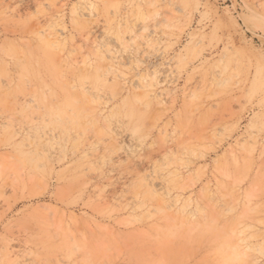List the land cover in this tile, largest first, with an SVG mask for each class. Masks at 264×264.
<instances>
[{
  "label": "rangeland",
  "instance_id": "374dc122",
  "mask_svg": "<svg viewBox=\"0 0 264 264\" xmlns=\"http://www.w3.org/2000/svg\"><path fill=\"white\" fill-rule=\"evenodd\" d=\"M0 264H264V0H0Z\"/></svg>",
  "mask_w": 264,
  "mask_h": 264
},
{
  "label": "bare ground",
  "instance_id": "6f19581e",
  "mask_svg": "<svg viewBox=\"0 0 264 264\" xmlns=\"http://www.w3.org/2000/svg\"><path fill=\"white\" fill-rule=\"evenodd\" d=\"M47 43H48V42H47ZM47 46H48V45H47ZM32 49H33V48H32ZM32 49H30V50H32ZM33 52H36V51H33ZM36 54H37V53H36ZM40 54H41V52H40ZM48 55H49V54H48ZM33 56H34V55H33ZM35 56H36V55H35ZM35 56H34V57H35ZM41 56H42V54H41ZM53 56H54V55H53ZM30 57H31V56H30ZM37 57H38V55H37ZM48 57H51V56H48ZM28 59H29V58H28ZM30 59H31V58H30ZM35 59H36V58H34V60H35ZM52 59H53V58H51V61H52ZM22 61H23V60H22ZM36 61L39 62V59H38V60L36 59ZM49 61H50V59H49ZM27 62H28V61H27ZM23 63H24V62H23ZM23 63H22V64H23ZM25 63H26V61H25ZM30 63H32V62L30 61ZM30 63H29V64H30ZM40 63H41V62H40ZM52 63H53V61H52ZM52 63H50V68L52 67V66H51ZM26 64H27V63H26ZM24 65H25V64H24ZM39 65H40V64H39ZM25 66H26V65H25ZM28 66H29V65H28ZM41 66H42V65H41ZM18 67H19V66H18ZM37 67H39V66H37ZM42 67H43V66H42ZM47 67H49V65H48ZM95 67H96V66H95ZM40 68H41V67H40ZM40 68H39V69H40ZM50 68H47V69L49 70ZM50 70H52V69H50ZM50 70H49V71H50ZM90 70H91V69H90ZM97 70H98V69H97ZM31 71H32V70H31ZM34 71H35V70H34ZM93 71H94V70H93ZM98 71H100V70H98ZM37 72L40 74L39 71H37ZM51 72H52V71H51ZM51 72H50V73H51ZM53 72H54V70H53ZM95 72H96V71H95ZM3 73H4V71H3ZM19 73H20V71H19ZM26 73H27V72H26ZM28 73H29V72H28ZM34 73H35V72H34ZM54 73H55V72H54ZM54 73H52V74H54ZM81 73H82V72H81ZM86 73H88V70L86 71ZM55 74H56V73H55ZM20 75H21V77H22V74H20ZM23 75H24V74H23ZM77 75H78V74H77ZM79 75H80V74H79ZM89 75H90V74H89ZM93 75H94V74H92L91 76H93ZM96 75H97V74H96ZM24 76H25V75H24ZM37 76H38V75H37ZM40 76H41V74H40ZM86 76H87V75H86ZM94 76H95V75H94ZM98 76H99V75H98ZM25 77H26V76H25ZM32 77H33V76H32ZM83 78H84V77H83ZM96 78H97V77H96ZM79 79H80V78H79ZM99 80H100V79H99ZM91 81H92V80H91ZM95 82H96V81H95ZM103 82H104V80H103ZM100 83H102V82L100 81ZM92 84H93V83H92ZM98 84H99V83H98ZM94 85H95V84H94ZM106 85H107V84H106ZM96 86H97V85H96ZM103 86H104V85H103ZM101 87H102V86H101ZM99 88H100V87H99ZM66 92H67V91H66ZM84 94H85V93H84ZM68 95H69V93H68ZM77 95H78V93H77ZM85 95L87 96V94H85ZM69 96H70V95H69ZM72 96H74V94H73ZM79 96H80V95H79ZM79 96H77V97H79ZM87 98H88V96H87ZM87 98H86V99H87ZM74 99H75V98H74ZM74 99H73V101H74ZM86 99H84V100H85L86 102H88L89 99H87V100H86ZM68 100H69V98H68ZM78 100H80V98H79ZM70 102H71V101H70ZM70 102H69V103H70ZM74 102L76 103V101H74ZM80 102H82V100H81ZM86 102H84V107L87 105ZM77 103H78V102H77ZM85 103H86V105H85ZM89 103H90V101H89ZM73 104H74V103H73ZM78 104H79V107H80L81 104H80V103H78ZM78 104H77V105H78ZM82 105H83V104H82ZM88 105H89V104H88ZM69 106H70V105H69ZM71 107H72V106H71ZM77 107H78V106H77ZM79 107H78V108H79ZM81 107H82V106H81ZM81 107H80L79 109H81V111H83V113L85 114V112H86L85 109H87V107H89V106H86V108H85V109L83 108V110H82ZM73 108H74V105H73ZM75 108H76V107H75ZM78 108H77V109H78ZM74 110H75V109H74ZM84 110H85V111H84ZM75 111H76V110H75ZM77 111L80 112V110H77ZM79 112H78V114H79ZM83 113L80 112V114H79V115L77 114V115H78V116H81V114L84 115ZM72 115H73V114H72ZM74 116H75V115H74ZM87 116H88V115H87ZM76 117H77V116H76ZM76 117H74V118H76ZM82 117H83V116H82ZM78 118H79V120H81V123L83 124V121H82L83 118H81V117H77L76 119L78 120ZM80 118H81V119H80ZM71 121H72V120H71ZM77 123H79V121H78ZM81 123H79L80 126H81ZM65 124H66V123H65ZM72 124H73V123H72ZM83 126H84V125H83ZM81 128H82V127H81ZM169 174H170V173H169ZM171 175H172V174H171ZM144 180H145V179H144ZM141 183H142V182H141ZM144 183H145V182H144ZM147 191H148V190H147ZM155 195H156V194H155Z\"/></svg>",
  "mask_w": 264,
  "mask_h": 264
}]
</instances>
